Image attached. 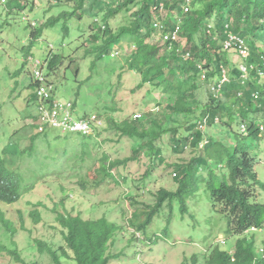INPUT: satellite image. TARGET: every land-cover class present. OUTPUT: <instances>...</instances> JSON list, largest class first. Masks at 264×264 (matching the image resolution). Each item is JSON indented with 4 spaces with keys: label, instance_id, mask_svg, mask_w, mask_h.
<instances>
[{
    "label": "rangeland",
    "instance_id": "374dc122",
    "mask_svg": "<svg viewBox=\"0 0 264 264\" xmlns=\"http://www.w3.org/2000/svg\"><path fill=\"white\" fill-rule=\"evenodd\" d=\"M32 1L33 5L29 0L25 8L18 9H12L17 0H6L5 4L0 2V150L8 147L12 150L11 155L18 156L8 159L7 165H12L14 172L24 177V185L29 184V191L18 202L11 205L0 203V216L10 223L13 231L8 232L0 221L1 245L10 251L17 250L20 259L27 264H53L47 252H40L36 244L41 242L58 252L62 230L56 218L61 213L81 215L85 220L106 216L116 223L121 228L114 250L119 253V258L112 264H204L215 247L229 249L235 237L225 234L226 217L214 209L205 185L193 186L195 191L191 195L188 212H180L175 207L170 213L165 204L158 219H154L146 232L136 235L132 241L133 230L127 223L131 214L136 210L146 212L147 207L156 203L159 190H176L174 166L187 165L198 155L190 148L173 153L169 134H165L156 143L164 163L151 169L148 177L145 174L149 162L141 156L139 161L128 162L112 170V173L127 176L126 184L115 186L105 183L96 188L87 179V174L100 162L103 154L111 162L131 156V141L118 138L111 122L119 123L131 116L140 115L142 118L146 113L160 115L164 105L159 104V93L151 85L133 95L130 93L138 85L140 77L126 68V58L131 51L128 40L120 46L110 45L111 54L102 56L96 48L105 41L97 29L103 26L100 18H65L62 14L70 10L68 5L56 6L55 0ZM134 11H123L109 20L107 27L113 35H117L122 27L129 26ZM162 13L158 15L161 24L178 22L182 16L181 10ZM57 17H60L57 24L42 27ZM35 24L37 27L34 29ZM39 29L38 39L31 42V31ZM94 34H97L95 41L91 39ZM183 46L185 40H181L180 47ZM27 48L30 52L26 54L24 50ZM239 56L246 60L241 54ZM53 57L57 67L53 73L47 74V80L55 89L54 98L72 103L77 118L96 116L104 123L105 128H97L92 137L62 134L51 127L43 133L37 131L38 113L31 86L30 63ZM241 58L235 53L229 54V59L236 64L242 63ZM199 84L197 98L206 103L207 86L202 82ZM177 120L182 124L192 122L191 118L180 117ZM166 124L171 126L173 122L170 120ZM217 126L208 128L205 135L222 140L223 148L229 151L241 142L239 151L240 148H248L246 151L255 162L257 179L264 185V135L257 140L242 137L240 132L244 130L237 124L229 133L222 134L223 128ZM223 148L220 150L224 151ZM21 149L25 151L23 154ZM198 154L204 156L205 152L201 148ZM210 158L223 161L226 155H212ZM215 166L211 169L219 175L226 174L225 169ZM200 174L208 178L210 173L201 168ZM257 196L258 202L264 204V190L257 188ZM34 215L39 216V221H35ZM143 221L144 217H140L133 221V225ZM164 231H167L166 236ZM221 240L223 244L219 242ZM263 240L264 231L257 232L256 242L259 244ZM62 262L72 264L65 259ZM0 264L20 263L0 253Z\"/></svg>",
    "mask_w": 264,
    "mask_h": 264
},
{
    "label": "trees",
    "instance_id": "16d2710c",
    "mask_svg": "<svg viewBox=\"0 0 264 264\" xmlns=\"http://www.w3.org/2000/svg\"><path fill=\"white\" fill-rule=\"evenodd\" d=\"M1 1L6 3V0ZM17 1L12 9L25 8L29 0ZM30 3L33 5L32 0ZM54 5L70 7L62 14L65 18H100L103 26L97 29L98 33L102 32L105 41L101 47L94 46L102 56L111 54L110 45L120 46L128 40L131 51L126 58V68L140 77L138 85L130 93L133 95L151 85L159 93V104L164 105L160 115L146 113L142 118L140 115L135 119L131 116L119 123L111 122L118 138L131 141V156L123 161L111 162L103 154L100 162L87 174V179L96 188L105 183L115 186L126 184L127 176L112 173V170L128 162L139 161L141 156L149 162L145 174L148 177L151 169L164 163L156 143L165 134H169L173 153L190 148L198 155L187 165L174 166L176 190H159L153 206L147 207L146 212L136 210L131 214L127 223L133 230L132 241L136 235L144 234L154 219H158L165 204L170 213L175 207L180 212H188L190 198L195 191L193 186L205 185L214 209L226 217L225 234L235 238L229 249L215 247L211 250L204 264H264V240L259 244L256 242V233L264 231V204L258 202L257 188L264 190V185L257 179L254 159L246 151L248 148H240L239 151L241 142L229 151L223 148L222 140L205 135L213 125H219L217 127L223 128L222 134H227L234 124L244 128V132H240L242 137L257 140L264 135V0H55ZM185 7H188L186 13ZM134 9L129 26L122 27L117 35H113L107 27L109 20L123 11ZM179 10L182 16L178 22L161 24L158 15L163 14L162 11L176 13ZM59 18L48 20L42 27L57 24ZM157 23L162 28L156 27ZM35 27L36 24L32 28ZM174 32L177 36L175 42L170 38L164 40L165 36ZM40 34V29L31 31L30 41L38 39ZM97 34L91 36L93 41L97 39ZM230 36L247 45L246 60L239 56L238 42L226 48ZM181 40H185L183 48L180 47ZM24 51L27 54L30 49ZM230 53L237 54L242 63L231 61ZM55 61L53 57L42 63L49 85L47 74L55 71ZM243 66L246 71H242ZM202 72L204 80L201 79ZM223 72L227 81L221 83ZM200 82L207 86L206 103L197 98ZM31 86L36 98L35 90L39 85L32 80ZM180 117L191 118L192 122L182 124L177 120ZM170 120L173 122L171 126L166 124ZM39 124L37 119V131ZM104 128L103 125L100 129ZM201 148L204 156L198 154ZM222 148L224 151L220 150ZM10 152L12 150L8 147L0 150V203L5 205L18 202L29 191V184L24 185V177L17 171L15 173L12 165H7L8 159L14 156ZM24 152L21 149L20 153ZM212 155H226V158L219 161L211 159ZM213 166L225 169L226 174L219 175L211 169ZM201 168L210 173L208 178L200 174ZM33 217L36 222L39 221L38 215ZM140 217H144V221L134 226L133 221ZM56 220L62 230L58 252L41 242L36 244L40 252H47L53 264H63V259L72 264H112L118 260L119 253L114 250L121 228L106 216L85 220L81 215L60 213ZM0 221L8 232H13L10 223L2 216ZM163 235L166 236L167 231ZM0 253L13 257L20 264H27L20 259L17 250L10 251L1 243Z\"/></svg>",
    "mask_w": 264,
    "mask_h": 264
},
{
    "label": "built area",
    "instance_id": "2783aa9c",
    "mask_svg": "<svg viewBox=\"0 0 264 264\" xmlns=\"http://www.w3.org/2000/svg\"><path fill=\"white\" fill-rule=\"evenodd\" d=\"M184 12H188V7H185ZM156 27L159 28L160 23H157ZM169 38L175 42L177 40L176 32L171 34V36L170 34L165 36L164 40H168ZM234 42L239 43L240 54L242 57L247 58V48L243 42H239L234 36H230L229 42L226 43V48H230ZM42 65L39 60H32L31 62L33 80L39 85L35 90L37 117L40 122L39 132H42L45 127H51L60 130L64 134H79L85 137L94 135L95 130L103 127L104 123L96 116L79 119L74 113L72 103L56 100L53 94L54 87L51 84H47ZM199 69L201 68L199 67ZM242 71H246V69L242 68ZM204 78V72H202L201 79L204 80ZM226 81L227 79L223 72L221 83ZM212 91H214V88ZM138 117L134 116V119Z\"/></svg>",
    "mask_w": 264,
    "mask_h": 264
},
{
    "label": "clouds",
    "instance_id": "9594fccd",
    "mask_svg": "<svg viewBox=\"0 0 264 264\" xmlns=\"http://www.w3.org/2000/svg\"><path fill=\"white\" fill-rule=\"evenodd\" d=\"M1 2H2V1H1ZM39 61H40V60H39ZM40 62L43 63V61H40ZM30 68H31V63H30ZM31 70H32V68H31ZM44 74H45V77H46V69H44ZM54 91H55V90H54ZM88 117H89V116H88ZM80 118H86V117L83 116V117H80ZM80 118H79V119H80ZM37 119H38V117H37ZM39 126H40V125H39ZM39 126H38V129H39ZM46 128H47V127H45V128L43 129L42 132H39V130H38V132H39V133H43V132H45ZM99 129H100V128H99ZM96 130H97V129H96ZM59 131H60V130H59ZM60 132H61V131H60ZM61 133H62V132H61ZM62 134H64V133H62ZM67 134H68V133H67ZM78 135H79V134H78ZM80 136H81V135H80ZM91 136H93V135H91ZM91 136H86V137H91ZM83 137H85V136H83ZM219 242H220L221 244L224 243V241H222V240L219 241Z\"/></svg>",
    "mask_w": 264,
    "mask_h": 264
}]
</instances>
